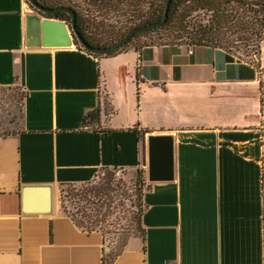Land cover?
Wrapping results in <instances>:
<instances>
[{
  "label": "crops",
  "instance_id": "1",
  "mask_svg": "<svg viewBox=\"0 0 264 264\" xmlns=\"http://www.w3.org/2000/svg\"><path fill=\"white\" fill-rule=\"evenodd\" d=\"M41 19L0 0V117L4 94L23 92L19 129L0 134V264H101L102 234L77 227L54 191L104 167L142 169L148 185L144 240L112 264H264V61L183 43L43 47ZM29 186L35 208L50 189L48 210H24Z\"/></svg>",
  "mask_w": 264,
  "mask_h": 264
},
{
  "label": "rangeland",
  "instance_id": "2",
  "mask_svg": "<svg viewBox=\"0 0 264 264\" xmlns=\"http://www.w3.org/2000/svg\"><path fill=\"white\" fill-rule=\"evenodd\" d=\"M71 1L80 4L79 9L87 14L91 21H94L95 24H89V31L97 36H106L105 34L112 28L117 30L127 23L129 14L127 12L125 15L123 11L130 9H128L126 3L118 5L117 12L111 9L108 16H98L97 12L87 13L85 11L87 8L85 1ZM143 5L142 7L145 10L146 5ZM216 7L219 9L217 12L190 9L185 17L188 29L191 31L192 29L213 27L219 16L222 15L221 28L214 33L217 45L232 54L235 59L261 67V60L264 61V39L258 33L259 27L255 22L254 11L243 9L236 3L226 5L224 0H221ZM224 9L226 12L229 11L232 17V25L228 27L224 25ZM243 21H247V32L243 30V26L240 24ZM99 22L102 24L98 25ZM167 35L168 31H153L146 36L137 37L131 42L130 46L144 42H169L170 39ZM180 42L188 44L189 40L183 38ZM74 45L79 47L80 44L78 42L76 44V41H74ZM263 75L264 67L261 68V76ZM261 81H264V77ZM22 97L23 92L18 85L4 94L2 115L0 117V134H9L19 129ZM141 179L142 177L138 176L137 171L134 169H102L89 183L59 185L54 191V200L58 203L60 211L65 215L79 220L83 210L94 213L102 202L95 193L102 185L109 182L107 186L112 190L110 192L111 198L106 200L103 207V212H107L106 221L100 223L94 230L103 234L105 244L110 248L112 247L111 255H113L121 248L124 240L128 242L130 239L139 238L141 235L138 219L140 207H142L141 197L146 188V183L143 182L142 184Z\"/></svg>",
  "mask_w": 264,
  "mask_h": 264
},
{
  "label": "trees",
  "instance_id": "3",
  "mask_svg": "<svg viewBox=\"0 0 264 264\" xmlns=\"http://www.w3.org/2000/svg\"><path fill=\"white\" fill-rule=\"evenodd\" d=\"M35 1H37L40 5L50 9L59 8V7L71 8L76 14L75 16L76 27L82 39L91 46L107 47L114 44L119 39H121L132 28L141 27L144 25H148L160 21L164 15L167 0H115V1L114 0H82L85 1V3L87 4V8L85 9V11L87 13L91 11L97 12L98 16H103V15L108 16L111 9L117 12L118 5L126 3L128 9H130L128 11H123L125 15L127 14V12L129 14L127 17V23L119 27L117 30H114L112 28V30H109L107 34H105L106 36H102V35L97 36L96 34L92 33V31L91 32L89 31V24L93 25L95 23L94 21H91V19H89L87 14H84L79 9L80 4L78 3L72 2L71 0H35ZM219 2H221V0H170L168 12H167V19L162 26L149 31L134 34L129 41H127L123 46H121L116 51L108 53L106 55H98L86 51L85 49L82 48L81 45H79V47L94 56H113L117 53L127 51L130 48H137L139 46L156 44L157 42H149V43L144 42L142 44H134L133 46H130L131 42L135 40L137 37L146 36L148 33L157 30L168 31L167 36L170 39L169 42L157 43V44L181 43L180 41L183 38H187L189 40L188 45H195V46L205 45V46L221 47L217 45L218 43L216 42L214 33L221 28V23L223 22L222 15L219 16L215 26L213 27L210 26L208 29L207 28L196 29V30L192 29L190 31L188 29L187 24L185 23V17L187 16V13L189 12L190 9L192 10L201 9V10H208L211 12H217L219 11V9L216 7V5L219 4ZM232 3L238 4L243 9L246 10L252 9L254 11L253 15L256 16L255 22L259 27L258 33L260 36H262V39H264L263 36L264 35V0H224V4L226 5H231ZM143 4L146 5L145 10L142 7L144 6ZM43 15L53 17L59 20H63L66 22L70 21V16L63 11H59L54 14L45 13ZM231 22H232L231 13H229V11L226 12L224 9V25H227V27L231 26L232 25ZM101 24L102 23L99 22L98 25ZM240 24L241 26H243L242 27L243 30L247 32L248 30L247 21H243ZM87 118L91 120L92 123H95L98 120V111L96 110L92 111L90 114H88ZM106 135L107 133H100V138H103ZM102 169H108V168L107 167L101 168L100 171ZM134 170L137 171L138 176L142 177L141 179L142 184L143 182L146 183L143 170L139 168ZM107 183H105V185H102L95 193V195L98 196V198L102 200V202L95 209L94 213H88L85 210H83L81 211V218L79 220H76L75 218H71L74 224L80 229L87 232L97 231L94 230L95 227L98 226L100 223L106 221L107 212L106 211L103 212V207L106 204V200H109L111 198L110 192L112 191L110 187L107 186ZM147 188L148 185L146 184L145 190ZM143 194L141 197L142 207H140V213L138 219L139 227L141 231V235L139 238L141 240H144V236H145L144 228L142 227L141 224V216L144 211ZM126 245L127 242L124 240L121 245V248L113 255H111V251H112V247H111L102 256L101 264H112L115 257L123 251Z\"/></svg>",
  "mask_w": 264,
  "mask_h": 264
},
{
  "label": "water",
  "instance_id": "4",
  "mask_svg": "<svg viewBox=\"0 0 264 264\" xmlns=\"http://www.w3.org/2000/svg\"><path fill=\"white\" fill-rule=\"evenodd\" d=\"M27 1L30 4V6L33 8V10L38 14V16L42 17V19L40 20V24L38 25L37 35L40 36V40H41L40 44L43 47H70L74 45V41H77L82 46L83 49H85L86 51L92 54L106 55L108 53L114 52L117 49H119L127 41H129L134 34L142 33L162 26L167 19V12L169 8L170 0L166 1L164 15L160 21L148 25H144L141 27L132 28L121 39H119L117 42L107 47L91 46L82 39L76 27V22H75L76 14L71 8L59 7V8L50 9L40 5L35 0H27ZM59 11L66 12L70 16V21L66 22L63 20H59L53 17L43 15L45 13L54 14ZM23 78H24V68L22 65L21 67L22 81ZM35 189L38 188L29 186V187H24L22 189V202H23L24 210L28 212L36 211L38 209L48 210L50 204V196L48 193L50 189L48 187H42V189L45 191L46 194L44 207L42 208L40 207L35 208L30 205V195L32 192L35 191ZM105 248L108 249V245H105Z\"/></svg>",
  "mask_w": 264,
  "mask_h": 264
},
{
  "label": "built area",
  "instance_id": "5",
  "mask_svg": "<svg viewBox=\"0 0 264 264\" xmlns=\"http://www.w3.org/2000/svg\"><path fill=\"white\" fill-rule=\"evenodd\" d=\"M189 52H191V50L189 49Z\"/></svg>",
  "mask_w": 264,
  "mask_h": 264
}]
</instances>
